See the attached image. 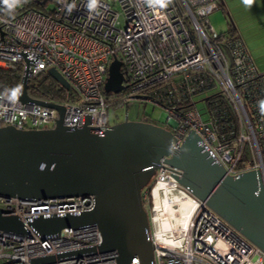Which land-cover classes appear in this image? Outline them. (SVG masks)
Wrapping results in <instances>:
<instances>
[{
	"label": "built area",
	"instance_id": "built-area-1",
	"mask_svg": "<svg viewBox=\"0 0 264 264\" xmlns=\"http://www.w3.org/2000/svg\"><path fill=\"white\" fill-rule=\"evenodd\" d=\"M88 2L27 0L12 9L0 0V67L20 68L21 76L27 70L29 78L56 69L73 93L72 100L59 103L64 126L80 127L88 116V126L100 133L109 126V106L130 99L147 102L167 114L165 122L177 145L194 131L229 175L260 169L264 177V152L256 140L257 135L264 137V115L257 116L253 127L236 93V87L247 92L257 71L242 40L217 41L227 34L217 33L209 22L219 0H170L166 8L150 6L147 0H99L95 10ZM114 59L121 62L124 88L109 95L103 87ZM210 88L229 95L244 127L238 141L248 142L251 162L243 168L240 154L218 140L212 121L202 117L195 102L191 108H175L183 96L192 100ZM18 95L19 90L14 96L0 94V127L55 126V109L21 102ZM166 158L159 160L141 191L154 264H264V252L177 183L180 171ZM93 206V196L39 201L0 196L3 214L17 217L25 229L22 235L0 231V264H31L33 259L67 253L73 254L48 264H114L116 252L87 251L101 243L96 226L65 228L43 240L28 225L39 216L79 214ZM130 264L139 261L134 257Z\"/></svg>",
	"mask_w": 264,
	"mask_h": 264
},
{
	"label": "water",
	"instance_id": "water-1",
	"mask_svg": "<svg viewBox=\"0 0 264 264\" xmlns=\"http://www.w3.org/2000/svg\"><path fill=\"white\" fill-rule=\"evenodd\" d=\"M219 2L224 4L223 0ZM228 21L232 23L230 16ZM120 67L121 62L115 59L109 64L105 93L123 90ZM47 73L69 90L56 69L50 68ZM28 79L25 70L18 99L55 109L57 119L49 129L0 127V196L21 201L94 198L89 211L39 216L29 222L43 240L65 228L93 225L101 234V243L87 251L116 252L114 264H130L134 257L139 264H154L141 191L154 176L159 160L167 157L166 163L180 171L175 177L180 186L264 252V177L260 169L229 175L194 131H189L177 145L171 129L129 121L126 114L121 122L100 133L88 126V116L80 127L64 126L63 106L29 97ZM0 231L25 233L23 223L15 216L3 214L1 208ZM71 254L33 259L31 264H48Z\"/></svg>",
	"mask_w": 264,
	"mask_h": 264
},
{
	"label": "trees",
	"instance_id": "trees-1",
	"mask_svg": "<svg viewBox=\"0 0 264 264\" xmlns=\"http://www.w3.org/2000/svg\"><path fill=\"white\" fill-rule=\"evenodd\" d=\"M218 5L219 10L227 15L225 4H221L219 2ZM227 24V34L225 36L219 37L217 41L228 39L237 42L238 40H242L233 23L228 21ZM222 50H224V48H222ZM20 84V68L4 69L0 67V94L14 96L19 90ZM212 90L214 89L210 88L204 92H211ZM246 91L247 92L242 90L240 87H236V93L243 103L245 112L251 125L254 127L257 116L262 114L260 111V102L264 101V75H260L257 72V75L254 77V82H249V86L247 87ZM26 93L33 99L57 104L72 100L73 97L72 91L60 86L49 76L47 71H43L35 76H31L28 79ZM253 94L258 97L253 98ZM249 95L252 96L249 97ZM173 96L174 94L171 96L172 99L174 98ZM114 97L117 98L118 96ZM187 98L188 97L183 96L182 99L178 101L179 103L174 104L175 108H191L192 102L194 101L190 99L188 100ZM252 98L256 100L252 101V103L248 102V100ZM203 101L205 102V111L203 114L206 117H209V119L212 121V127L217 135L218 140L220 142L228 143L229 147L233 148L235 152L240 154L239 167L243 168L246 163L251 162V155L248 142L238 141V137L240 133L244 131V127L242 126V123L238 117L233 103L230 100L229 95L222 91L215 90V92L210 93L207 97H205ZM120 102L121 100L118 99L115 100L113 104L117 105ZM256 140L260 150L264 152V137H259L257 135Z\"/></svg>",
	"mask_w": 264,
	"mask_h": 264
},
{
	"label": "rangeland",
	"instance_id": "rangeland-1",
	"mask_svg": "<svg viewBox=\"0 0 264 264\" xmlns=\"http://www.w3.org/2000/svg\"><path fill=\"white\" fill-rule=\"evenodd\" d=\"M227 15L231 17L236 29L239 31L242 40L249 46L254 57L264 56V17L258 19L257 12L264 11L260 8L261 0H223ZM52 3H48L51 6ZM221 10L213 12L209 16V22L217 33H224L228 30V16ZM120 26L123 24V18L119 17ZM260 41V43H258ZM246 45V46H247ZM261 46V47H260ZM253 57V56H252ZM219 89V87L217 88ZM215 89V90H217ZM215 90L199 93L193 96L192 101L200 113H203L205 102L203 99ZM126 114L129 121H145L163 126L166 129L171 127L165 122L167 114L159 108H155L150 103L139 100H128L122 106H109L107 108V124L113 125L121 122ZM202 117L206 118L204 114ZM147 209V208H145Z\"/></svg>",
	"mask_w": 264,
	"mask_h": 264
},
{
	"label": "clouds",
	"instance_id": "clouds-1",
	"mask_svg": "<svg viewBox=\"0 0 264 264\" xmlns=\"http://www.w3.org/2000/svg\"><path fill=\"white\" fill-rule=\"evenodd\" d=\"M27 0H3V3L8 5L10 8L14 9L16 7L22 6ZM150 6H158L159 8H166L170 3V0H147ZM99 0H89L88 8L90 10H95L98 6ZM260 111L264 114V101L260 102ZM154 124V123H153Z\"/></svg>",
	"mask_w": 264,
	"mask_h": 264
},
{
	"label": "crops",
	"instance_id": "crops-1",
	"mask_svg": "<svg viewBox=\"0 0 264 264\" xmlns=\"http://www.w3.org/2000/svg\"><path fill=\"white\" fill-rule=\"evenodd\" d=\"M262 1V4H264V0H261ZM226 7V6H225ZM260 8H264V5H261ZM257 12V17L258 19H262V17H264V11H258V9L256 10ZM227 13V11H226ZM228 14V13H227ZM231 18V17H230ZM232 20V19H231ZM232 23L234 25V22L232 20ZM235 26V25H234ZM236 28V27H235ZM238 31V30H237ZM239 34V36L241 37L239 31L237 32ZM242 39V37H241ZM243 41V40H242ZM244 42V41H243ZM258 43H260V41H258ZM245 44V43H244ZM247 44H245L246 46ZM261 47V46H260ZM246 49L254 63V66L256 68V71L260 74V75H264V56H261V57H254V54L252 53V51L249 49V46L247 45L246 46ZM253 56V57H252Z\"/></svg>",
	"mask_w": 264,
	"mask_h": 264
}]
</instances>
